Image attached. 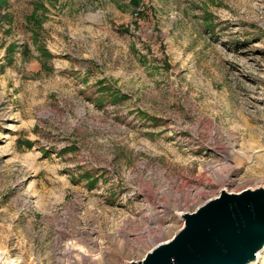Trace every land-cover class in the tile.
<instances>
[{
    "label": "rangeland",
    "instance_id": "1",
    "mask_svg": "<svg viewBox=\"0 0 264 264\" xmlns=\"http://www.w3.org/2000/svg\"><path fill=\"white\" fill-rule=\"evenodd\" d=\"M257 189L264 0L0 6V253L137 262L182 228L176 213Z\"/></svg>",
    "mask_w": 264,
    "mask_h": 264
},
{
    "label": "water",
    "instance_id": "2",
    "mask_svg": "<svg viewBox=\"0 0 264 264\" xmlns=\"http://www.w3.org/2000/svg\"><path fill=\"white\" fill-rule=\"evenodd\" d=\"M170 240L126 264H252L264 250V189L229 193L181 213Z\"/></svg>",
    "mask_w": 264,
    "mask_h": 264
},
{
    "label": "trees",
    "instance_id": "3",
    "mask_svg": "<svg viewBox=\"0 0 264 264\" xmlns=\"http://www.w3.org/2000/svg\"><path fill=\"white\" fill-rule=\"evenodd\" d=\"M5 3H6V0H0V6H2ZM138 3H139V0H131V4L133 5L134 8L137 7ZM34 22H36V21H34ZM40 51H41L43 57H45V58H50L51 57V55L47 52V50L41 48ZM103 83L104 82H99V87H100V91L101 92H104V93H106L108 95H111V96L113 95V97H116L118 95L117 93L113 94V92L110 91L109 88L103 86L104 85ZM119 98H121V96L120 97H116V98L110 97V100L113 102V101H116ZM104 99H105V97L99 98L96 101L97 105L103 104ZM26 144H27V148H29L30 147V143L27 142Z\"/></svg>",
    "mask_w": 264,
    "mask_h": 264
},
{
    "label": "bare ground",
    "instance_id": "4",
    "mask_svg": "<svg viewBox=\"0 0 264 264\" xmlns=\"http://www.w3.org/2000/svg\"><path fill=\"white\" fill-rule=\"evenodd\" d=\"M225 177V176H224ZM223 177V178H224ZM222 178V179H223ZM183 213V212H182ZM180 214H181V212L180 213H176V215L179 217L180 216ZM164 242V241H163ZM161 243V242H160ZM160 243H158V244H160ZM156 246V245H155ZM154 247V246H153ZM152 247V248H153ZM77 248V250H78V253L75 255V258H77V259H84L85 257H86V251L85 250H83L82 248H79V247H76ZM75 248V249H76ZM151 248V249H152ZM264 250L262 251V252H260L259 254H258V256H257V259H256V264L260 261V259L261 258H263L264 256ZM0 264H19V262L18 261H14V260H11L10 259V257H8L6 254H2V253H0ZM252 264H255V262L254 263H252Z\"/></svg>",
    "mask_w": 264,
    "mask_h": 264
}]
</instances>
